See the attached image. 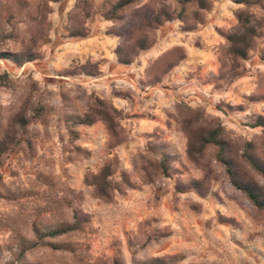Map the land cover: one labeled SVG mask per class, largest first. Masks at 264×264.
<instances>
[{
	"label": "rangeland",
	"instance_id": "1",
	"mask_svg": "<svg viewBox=\"0 0 264 264\" xmlns=\"http://www.w3.org/2000/svg\"><path fill=\"white\" fill-rule=\"evenodd\" d=\"M37 2L0 0V36L8 38L1 50H20L35 32ZM75 2L49 3L50 41L39 46L40 59L20 68L0 61V75L8 76L6 85L0 84V137L21 102H29L28 124L0 167V264H108L117 254L124 264H264V215L229 185L215 146L188 157L180 129L187 107L202 112L200 123L219 121L229 158L235 159L243 142H264V130L247 126L264 116V37L241 75L219 79L229 63L220 32L234 26L239 6L218 0L203 24L185 32L178 21L166 23L150 49L121 65L115 48L130 40L151 10L145 3L134 7L120 27L122 37L109 34L112 24L96 15L87 22V37L71 38L64 27ZM174 48L183 49L185 58L151 83L147 70ZM87 61L98 66L99 76L67 75ZM91 98L121 111L127 139L120 146L110 148L100 122L71 123L69 117L82 116ZM162 158L167 175L150 167L152 177L146 179L142 165ZM115 160L134 188L110 203L93 198L84 175ZM204 176L209 189L200 196L189 184ZM73 210L87 215L88 222L65 235L37 238L70 223Z\"/></svg>",
	"mask_w": 264,
	"mask_h": 264
},
{
	"label": "trees",
	"instance_id": "2",
	"mask_svg": "<svg viewBox=\"0 0 264 264\" xmlns=\"http://www.w3.org/2000/svg\"><path fill=\"white\" fill-rule=\"evenodd\" d=\"M60 0H38L33 22L37 25L35 32L25 39L20 50H1L0 61H7L15 67H22L26 63L36 61L41 58L38 52L39 46L47 44L49 23L47 16L51 12L49 3H56ZM218 0H100L99 6H93L88 0H76L74 6L67 14V21L64 27L68 37L85 38L90 30L87 22L93 20L96 15H100L103 20L112 24L108 33L122 37L120 27L126 21L128 13L136 6L146 5L151 10L148 17L144 18L140 25L132 30L131 38L128 42H121L114 50V55L118 64L130 65L137 56L150 49L156 41V31L166 23L178 21L181 30L189 32L198 25L205 22L207 14L212 10L213 4ZM239 6L234 12V26L226 31L220 32L221 37L226 42L229 63L226 69L219 75L223 79L225 75L234 78L242 74L243 63L247 61L250 54L257 46V40L264 37V0H231ZM20 7H24L18 4ZM259 9L255 13L253 8ZM28 9L27 7H25ZM7 36H0V46ZM185 58V53L181 48H174L162 54L150 68L148 75H153L151 83L158 82L162 76L166 75ZM67 75H84L87 77H97L101 74L98 66L89 61L84 64L70 67ZM8 76L6 73L0 75V84L6 85ZM28 100L25 98L18 110L8 119L5 129L0 137V167L4 157L17 147L18 135L28 124L27 113L29 111ZM121 111L111 103L103 99L91 98L85 105L82 116L72 114L69 119L74 125L91 126L100 122L105 127L108 135L110 148H116L123 144L126 133L119 121ZM203 114L200 110H192L184 107L181 110L180 129L186 139V153L189 158L200 155L207 145L216 147V160L224 167L228 183L236 191L241 193L251 206L264 215V184L260 179H264V142L259 145L253 141L243 142L242 150L236 151L235 159L227 157L226 142L221 139V124L218 120L210 123H200ZM204 121V120H203ZM250 128H261L264 130V116H256L247 124ZM27 143V149L31 146ZM87 154V152H84ZM152 167L154 173L166 176V161L162 158L158 163L142 165L146 179H151ZM115 180L113 176L117 174ZM210 179L204 176L189 184L200 196L206 195ZM83 183L92 187V196L95 199L110 203L113 202L117 194H124L127 189H133L134 185L125 171H118L117 160L105 163L96 173L87 172L84 175ZM89 217L79 210L72 211V221L61 225L51 231L37 236L38 239L55 238L74 232L79 227L88 222ZM35 234L37 229L33 228ZM108 264H124L120 255L113 257ZM140 264H161L159 260L140 262Z\"/></svg>",
	"mask_w": 264,
	"mask_h": 264
}]
</instances>
